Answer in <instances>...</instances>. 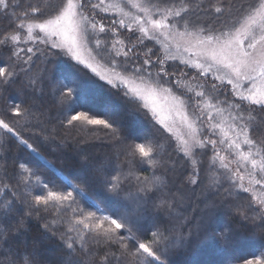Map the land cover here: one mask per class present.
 <instances>
[{
	"label": "snow or ice",
	"instance_id": "obj_1",
	"mask_svg": "<svg viewBox=\"0 0 264 264\" xmlns=\"http://www.w3.org/2000/svg\"><path fill=\"white\" fill-rule=\"evenodd\" d=\"M0 17L7 23L0 29V130L61 181L26 161L12 174L5 167L0 254L7 253L6 264H44L45 242L61 253L51 264H171L173 248L186 247L193 236L191 229L183 233L187 224L177 231L159 215L145 227L149 203L171 218L182 193L157 175L163 166L159 143H127L118 109L96 104L92 90L61 85L62 105L79 94L78 107L87 108L68 104L61 124L107 130L118 149L116 163L92 169L91 177L75 175L72 183L25 138L22 132L34 121L38 126L44 115L35 101L43 93L46 68L33 74L41 57H70L136 111L145 110L161 135L176 142L172 170L188 172L189 185H199L201 171L207 172L208 190L222 193V203L240 221L264 231V195H256L264 192V0H0ZM177 60L176 67L169 64ZM15 84L18 101L5 95ZM225 111L227 121L217 120ZM89 169L87 162L82 165L83 172ZM133 176L136 194L124 195ZM89 179L103 187L104 207L80 187ZM33 218L42 222L40 234L31 248L25 240L23 253H17L11 239ZM195 228L198 233L200 225ZM217 237L232 264H264V249L251 252L252 259L237 254L230 226Z\"/></svg>",
	"mask_w": 264,
	"mask_h": 264
},
{
	"label": "trees",
	"instance_id": "obj_2",
	"mask_svg": "<svg viewBox=\"0 0 264 264\" xmlns=\"http://www.w3.org/2000/svg\"><path fill=\"white\" fill-rule=\"evenodd\" d=\"M43 0H40L42 3ZM7 23L0 17V29L6 28ZM151 47V44L149 45ZM4 59H7L8 53H2ZM51 62H45L43 57L37 59L33 65V74L43 72L44 86L43 93L39 99H36L35 106L43 112L41 123L37 126L35 121L22 134L29 142L37 147L40 155L44 160L52 163L56 169L63 173L72 183H77L73 176L80 175L81 177L92 176V169L107 168L110 164L116 163L115 154L117 147L111 136L107 134V130L100 128L99 130L89 131L92 126L84 127L78 125L75 128H69L62 125L61 121L66 119L64 108L68 104L77 106V111L85 110L78 107L83 103L79 97H69L62 105L59 102L62 84L78 87L79 90H92L96 94V104L108 102L118 109L119 117L123 118L124 128L122 134L127 137V143L144 142L145 138L158 142L159 152L157 159L160 164L157 175L170 188L175 191L180 189L184 199L186 200L185 208H181L183 203L180 199H175L171 211V218L165 213H158L157 210L149 203L146 207L145 227H150L153 219L159 215L160 219L168 222V225H175L177 231L180 230V225L187 224L188 227L183 228V233L186 235L189 229L193 231V236L190 237V243L186 247L176 246L170 253L171 264H232L228 255L221 251V242L217 237V233L223 231L225 226H230L235 234V248L237 254L244 256L247 259H252L251 252L264 249V231L253 227L251 224H246L234 216V213L229 207L222 203V193L209 191L207 185L210 180L208 173L203 171L200 174L199 185L186 184L188 172L181 173L180 168L173 169V161L177 159L174 152V147L171 146L166 134L161 135L157 129L158 125L154 124L149 115H146L144 110L136 111V106L127 103L122 97L115 95L109 86L105 83H98L94 76L88 71H84L81 67L74 63L66 56L59 55L50 57ZM20 85L15 84L10 86L9 92L5 95H10L13 99L19 100L21 97L17 95V90ZM32 99H28V103H32ZM91 106V105H90ZM132 110V116L137 120V127L131 125L129 113L125 110ZM131 114V113H130ZM131 116V115H130ZM140 125V126H139ZM138 127L145 130L144 135H133ZM139 138V139H137ZM124 157L121 156V161ZM28 162L29 166L42 173L45 177L56 179L57 183H61L60 179L47 171L43 163L35 159L22 146L18 147L14 138L9 139L8 134L0 130V176L4 175V169L7 168L9 174L16 170L19 162ZM90 165L87 173L82 171L84 163ZM148 165H145L147 168ZM124 171H129L127 163L124 164ZM132 171L135 173L136 169ZM188 171H191V166H188ZM147 175V173H139ZM171 178L173 184H169ZM80 187L85 193L100 203L99 197L103 196L104 189L101 184L89 179L87 184H80ZM125 192L127 195L131 192L136 194L135 178H131V183H125ZM177 196H180L179 194ZM206 202L212 203V207H205ZM81 203H83L81 201ZM101 207L104 204L100 203ZM180 213V214H178ZM178 215V216H177ZM220 215H222L220 217ZM201 217V220L197 221ZM221 219V222H217ZM210 221L211 225H206V221ZM148 221V223H147ZM40 223L35 218L30 223L25 225L23 234L12 237L11 247L17 253H23L24 241H29L28 247L31 248V241L40 234ZM200 225L197 233L195 226ZM46 243V250H42L40 259L44 264H51L61 257L59 249L54 244ZM7 246V245H6ZM257 254H259L257 252ZM7 253L0 254V264H6L3 259ZM242 264V262H240Z\"/></svg>",
	"mask_w": 264,
	"mask_h": 264
},
{
	"label": "rangeland",
	"instance_id": "obj_3",
	"mask_svg": "<svg viewBox=\"0 0 264 264\" xmlns=\"http://www.w3.org/2000/svg\"><path fill=\"white\" fill-rule=\"evenodd\" d=\"M46 2V0H43V2L41 3V4H43V3H45ZM106 2L107 3H117V2H119V0H106ZM228 2V0H225V3H227ZM239 2V0H237V3ZM104 15H107V14H104ZM125 32L127 31L126 29L124 30ZM123 38V37H122ZM41 48H43V45H41L40 46ZM159 45H157V50H159ZM65 56V55H64ZM67 57V56H66ZM70 60H71V58L70 57H68ZM73 63H74V65H76V66H78V67H81L84 71H88L89 73H91V71L90 70H88V69H84L83 68V66L82 65H78L77 63H76V61H73V60H71ZM169 64L170 65H172V67H176L177 65H179V60H177V61H175V62H172V61H169ZM181 68L183 67V66H180ZM171 70V69H170ZM93 76H94V78L96 79V81L98 82V83H101V82H103V81H100L99 80V78L98 77H96L93 73H91ZM192 73L190 72V75H191ZM103 83H105V82H103ZM125 111H127L128 113H129V120H130V123H131V125H133V126H135V127H137V124H136V122H137V120H135V118L132 116V110H125ZM144 112H145V110H144ZM131 113V114H130ZM131 115V116H130ZM150 116V115H149ZM227 119H228V111H225V113L223 114V116H221V117H217V120H224V121H227ZM140 126V125H139ZM139 129L137 130V132H135L133 135L135 136V135H144L146 132H145V130L144 129H142L141 127H138ZM166 134V133H165ZM168 134H166V136H167ZM169 140V139H168ZM169 142H170V144H171V146H173L174 148H175V144H176V142L174 141V140H169ZM173 148V149H174ZM182 155V154H181ZM177 157V156H176ZM203 171H201V173H202ZM173 179L171 178V180H170V183L169 184H173ZM256 195L257 196H262V195H264V192H262L261 190H257V192H256ZM185 197H183V195H182V197L181 196H176V198L175 199H180V201H182V199H183V203L181 204V208H185L186 207V200L184 199ZM205 205V207H212V203H210V202H206V204H204ZM178 214H180V213H178ZM178 216V215H177ZM222 215H220V217H221ZM199 220H201V217L200 218H198L197 219V221H199ZM217 222H221V219H218V221ZM147 223H148V221H147ZM205 224L206 225H211V222L210 221H206L205 222Z\"/></svg>",
	"mask_w": 264,
	"mask_h": 264
}]
</instances>
